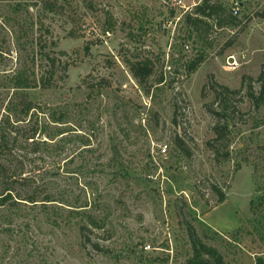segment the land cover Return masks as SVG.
<instances>
[{
    "label": "rangeland",
    "instance_id": "rangeland-1",
    "mask_svg": "<svg viewBox=\"0 0 264 264\" xmlns=\"http://www.w3.org/2000/svg\"><path fill=\"white\" fill-rule=\"evenodd\" d=\"M204 1L0 0V68L47 51L53 86L27 93L70 105L68 139L22 157L55 200L0 207V264H186L190 223L227 264L264 256V0H208L220 10L194 27Z\"/></svg>",
    "mask_w": 264,
    "mask_h": 264
},
{
    "label": "trees",
    "instance_id": "trees-1",
    "mask_svg": "<svg viewBox=\"0 0 264 264\" xmlns=\"http://www.w3.org/2000/svg\"><path fill=\"white\" fill-rule=\"evenodd\" d=\"M220 8L221 6L205 0L203 4L196 7V16L188 15L187 20L191 22L192 26L198 27V23L203 21L204 16L210 17ZM226 22H230V20ZM10 57V50L0 47V67ZM204 58V55L200 54L188 61L185 64L187 74L190 75L196 71ZM19 62L16 67L0 68L1 85L14 89V93L4 104V110L0 109V207L10 208L20 203H26L24 202L26 200L48 208L55 200L53 194L46 186L39 189L40 186H44L43 179L34 188L31 183L27 182L30 176L24 175L27 171L22 157L27 155L28 150L33 153L41 152L43 146L57 149L61 142L68 139L70 105L65 103L62 107H49L48 109L52 110L47 112V105L43 107L41 104H37L27 93L32 88L49 89L53 86V78L56 73L55 57H51L47 51H43L38 58L37 53L33 52L30 60H25L22 63L20 58ZM67 66L68 63H66L65 69ZM130 68L139 81L150 75L153 70L148 60L131 63ZM21 92L22 96L19 95ZM225 128L229 129V125H225ZM86 144L89 142L86 141ZM45 171L49 172L48 168H45ZM23 180V187L17 189L15 183ZM23 190L26 193H23ZM216 190L220 194V202L224 201V192L218 188ZM89 206L90 203L86 201L80 206L83 209H73L75 214L81 216L77 222L85 237H88L85 230L90 226H102L95 215L87 209ZM187 228L191 239L192 253L187 258L186 264H227L221 251L204 242L197 234L193 224L190 223ZM95 246L99 247L98 243H95ZM255 264H264V256L258 255Z\"/></svg>",
    "mask_w": 264,
    "mask_h": 264
},
{
    "label": "built area",
    "instance_id": "built-area-1",
    "mask_svg": "<svg viewBox=\"0 0 264 264\" xmlns=\"http://www.w3.org/2000/svg\"><path fill=\"white\" fill-rule=\"evenodd\" d=\"M239 8H240L239 6H234V7H233V9H234V12H235V13H237V12H238V10H239Z\"/></svg>",
    "mask_w": 264,
    "mask_h": 264
}]
</instances>
